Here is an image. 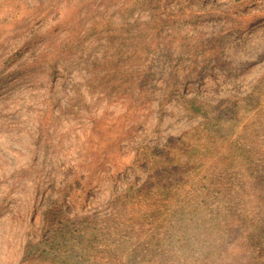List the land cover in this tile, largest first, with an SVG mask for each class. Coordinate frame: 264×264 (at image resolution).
<instances>
[{"label": "rangeland", "instance_id": "rangeland-1", "mask_svg": "<svg viewBox=\"0 0 264 264\" xmlns=\"http://www.w3.org/2000/svg\"><path fill=\"white\" fill-rule=\"evenodd\" d=\"M235 103L240 120L210 134L250 123L263 154L260 195L244 188L239 214L247 239L250 222L264 227V0H0V264H20L51 205L75 220L105 215L148 179L138 149ZM220 213L201 219L220 226ZM203 239L200 253L213 249ZM249 244L264 264V235Z\"/></svg>", "mask_w": 264, "mask_h": 264}, {"label": "trees", "instance_id": "trees-1", "mask_svg": "<svg viewBox=\"0 0 264 264\" xmlns=\"http://www.w3.org/2000/svg\"><path fill=\"white\" fill-rule=\"evenodd\" d=\"M235 105L234 109L225 104L215 114L208 106L199 129L172 138L161 148L138 149L134 162L147 167L148 179L113 197L105 215L75 220L58 204L51 205L43 217L44 235L26 242L20 264H177L178 257L184 264L259 262L245 248H252L250 237L264 235V227L250 222L246 239L239 214L247 188L258 189L260 195L256 163L263 154L251 147L258 144H251L250 123L233 138L213 141L210 134L219 121L240 120L242 109ZM215 210L223 211L219 215L225 216V224L209 226L201 219ZM225 236L222 243L212 240ZM202 237L217 253L197 250L194 242Z\"/></svg>", "mask_w": 264, "mask_h": 264}]
</instances>
